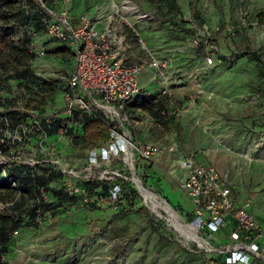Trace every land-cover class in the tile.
<instances>
[{
    "label": "rangeland",
    "instance_id": "1",
    "mask_svg": "<svg viewBox=\"0 0 264 264\" xmlns=\"http://www.w3.org/2000/svg\"><path fill=\"white\" fill-rule=\"evenodd\" d=\"M57 1L72 16L93 13L96 6L110 3ZM132 1L154 14L153 20L140 21L136 27L148 52L139 48L128 29L135 56L145 61L138 75L141 93L157 95L164 87L147 64L150 55L155 59L174 55L167 71V88L183 112L160 126L141 111L133 116L131 135L174 142L176 152L135 163L136 173L133 176L130 171L127 176L131 181L133 177L139 179L133 182L136 196L125 210L105 201L94 209L81 205L54 208L41 215V222L11 236L2 264H213L202 234L188 226L187 217L195 205L179 186V153H193L199 161L213 162L228 174L240 200L248 199L256 209H264V17L260 21L258 15L264 11V0H177L181 12L169 9L166 0ZM194 24L207 27L214 35L216 49L211 65L204 62L200 48L190 43ZM31 35L37 49L44 50L31 67L38 77L53 83L51 103L60 106L72 56L61 50L63 45L55 38L38 31ZM179 47L184 51L175 54ZM70 142L75 145L63 137L57 146L66 152L71 165L79 166L87 141ZM8 156L27 161L32 155L27 150L0 153V161H7ZM124 161L123 155L107 161L109 173ZM144 190L152 192L155 203ZM4 206L1 202L0 208ZM170 212L186 227L184 232L175 226ZM186 232L194 237L189 239ZM225 236L222 229L209 238L216 244Z\"/></svg>",
    "mask_w": 264,
    "mask_h": 264
},
{
    "label": "built area",
    "instance_id": "2",
    "mask_svg": "<svg viewBox=\"0 0 264 264\" xmlns=\"http://www.w3.org/2000/svg\"><path fill=\"white\" fill-rule=\"evenodd\" d=\"M24 9L25 13L38 11L45 27V37H53L70 47L73 65L66 76L62 105L52 104L44 118L45 123L54 119L59 121L57 138L51 139L49 144H44L46 137L41 139L38 147L29 151L32 156L22 162L30 165L52 164L63 174V188L69 194L81 195L84 202H88L93 198L87 196L83 181L95 176L109 177L106 162L111 158L124 156L125 161L111 170V174L128 180L125 171H132L134 176L135 163L139 160H156L163 154L176 152L174 142L133 137L131 128L135 120L126 111L127 103L141 92L138 75L145 64L134 54L128 29L135 36L139 48L148 52V46L136 27L140 21L153 20L154 15L150 11L141 10L132 0H120L118 3L110 0L108 6H96L93 13L87 11L77 16H72L66 6L58 5L57 0H34L33 3H26ZM193 26L195 32L190 43L200 48L204 62L211 65L216 49L214 35L207 27ZM31 45L38 55L44 53L43 49H37L34 41ZM182 51L184 47H179L174 53ZM150 58L147 64L154 69L156 78H161L164 83L160 92L169 96L167 114L178 118L183 109L175 105L167 88V71L175 56L155 59L150 55ZM93 117H101L108 124V137L94 146H88L79 166L71 165L66 159V152L57 146L58 139L65 137L69 127H76ZM29 131L28 125L22 124L20 128L9 131L8 135L11 142H21L22 136ZM27 147L26 142L19 146L17 152ZM176 166L182 169L179 186L195 205L188 226L202 234L204 244H199H203L211 253L220 254L223 264H259L264 261V223L252 212L250 200L241 204L234 201L228 174L212 164L197 161L193 154L180 155ZM97 167L102 171L99 172ZM138 180L133 177L132 182L138 183ZM120 190V185L114 184L110 198L116 199ZM41 196L46 200L49 198L43 188ZM229 217L234 220V226L226 234L227 241L219 243V240L216 241L217 245L214 244L209 236L226 227ZM37 219L40 220V216Z\"/></svg>",
    "mask_w": 264,
    "mask_h": 264
},
{
    "label": "trees",
    "instance_id": "3",
    "mask_svg": "<svg viewBox=\"0 0 264 264\" xmlns=\"http://www.w3.org/2000/svg\"><path fill=\"white\" fill-rule=\"evenodd\" d=\"M166 1L169 9L182 11L177 0ZM33 2L34 0H0V150L5 155L16 153L19 146L26 142L28 147L25 150L29 152L31 148L38 147L39 141L44 137V144H49L51 139L57 138L60 124L56 119L45 123L44 118L54 100L55 86L50 80L38 77L31 67V62L37 56L31 45V34L38 31L43 35L45 30L37 10L25 13L26 3ZM258 15L259 20H263L264 11H260ZM62 45L61 50L72 56L73 60V51L65 43ZM16 92L18 97L13 95ZM20 99H24L21 105ZM168 102L167 94L145 95L140 92L127 103L126 111L131 118L143 111L153 122L166 126L175 118L173 114H167ZM22 124H27L30 131L22 136L21 142H11L9 131L15 127L20 128ZM65 134L70 145V141L74 139L82 143L86 140L88 146H94L107 139L108 124L101 117H93L76 127H69ZM120 166L119 163L115 167ZM148 166H152V163H148ZM125 174L128 175L129 171L126 170ZM62 181L63 174L50 163L30 165L10 156L7 161H0V202L14 200L0 208V264L11 236L25 226L41 222L37 218H41L46 212L74 205L94 209L100 207L103 201L114 202L118 210L123 211L132 202V196H136L134 183L117 175L110 174L106 178L95 176L83 181L87 196L93 198V201L88 202H84L81 195L69 194L63 188ZM114 184H119L121 190L116 199L112 200L110 196ZM41 188L48 192L47 200L41 196ZM193 214L191 212L187 218L191 220ZM233 226L234 220L229 217L226 227L232 229ZM226 237L227 235L221 242H226ZM211 259L214 260L213 264H223L220 254L211 253ZM259 264H264V261Z\"/></svg>",
    "mask_w": 264,
    "mask_h": 264
},
{
    "label": "crops",
    "instance_id": "4",
    "mask_svg": "<svg viewBox=\"0 0 264 264\" xmlns=\"http://www.w3.org/2000/svg\"><path fill=\"white\" fill-rule=\"evenodd\" d=\"M138 122V121H137ZM138 137V139H142V140H145V138L143 137H141V134H140V136H137ZM141 137V138H140ZM189 154H193V153H187V154H185V153H179L178 154V157L180 156V155H189ZM194 155V154H193ZM195 159H196V157H195ZM197 160V159H196ZM197 161H199V160H197ZM199 162H201V163H204V164H212V165H214L215 166V164L212 162H203V161H199ZM217 169H219L217 166H215ZM229 181H230V184H231V188H232V196H233V199H234V201L236 202V203H238V204H241V203H243V201L244 200H240V197H239V195L237 194V191H236V189H235V187H234V185L232 184V181L229 179ZM250 207H251V209H252V212L254 213V215L256 216V218L260 221V222H262V223H264V209H256L255 208V206H253V204H251L250 205ZM258 213H260V216H258L259 214ZM223 230H225L226 231V234L228 233V231L230 230V228H228V227H224L223 228ZM217 264V263H216Z\"/></svg>",
    "mask_w": 264,
    "mask_h": 264
},
{
    "label": "bare ground",
    "instance_id": "5",
    "mask_svg": "<svg viewBox=\"0 0 264 264\" xmlns=\"http://www.w3.org/2000/svg\"><path fill=\"white\" fill-rule=\"evenodd\" d=\"M143 187V186H142ZM144 195L146 196V197H149L154 203H155V200H154V195L152 194V192H150V191H147V190H144ZM147 202V201H146ZM159 202V201H158ZM160 203V202H159ZM153 204V203H152ZM159 205V204H158ZM169 208V207H168ZM167 213V212H166ZM170 215L173 217V219L174 220H172V221H174V224H175V226L176 227H178V228H180L183 232L185 231V229L184 228H186V227H184L183 228V225L177 220V218H175V216H174V214L172 213V212H170ZM168 216V215H167ZM179 229V230H180ZM192 229V228H191ZM193 232V231H192ZM185 234H187L186 236L187 237H189V238H191V237H194V236H191V235H189L187 232L185 233ZM185 236V235H184Z\"/></svg>",
    "mask_w": 264,
    "mask_h": 264
},
{
    "label": "water",
    "instance_id": "6",
    "mask_svg": "<svg viewBox=\"0 0 264 264\" xmlns=\"http://www.w3.org/2000/svg\"><path fill=\"white\" fill-rule=\"evenodd\" d=\"M139 181V180H138Z\"/></svg>",
    "mask_w": 264,
    "mask_h": 264
}]
</instances>
